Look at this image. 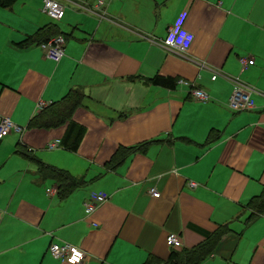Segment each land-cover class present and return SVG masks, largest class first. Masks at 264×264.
Instances as JSON below:
<instances>
[{
  "label": "crops",
  "instance_id": "0c3cea01",
  "mask_svg": "<svg viewBox=\"0 0 264 264\" xmlns=\"http://www.w3.org/2000/svg\"><path fill=\"white\" fill-rule=\"evenodd\" d=\"M57 1L58 21L44 0L0 5V115L23 128L0 139V264H68L53 243L83 250L82 264H173L174 252L219 232L200 264H264V213L249 220L248 205L264 191V0ZM180 28L194 35L186 53L164 46ZM55 36L65 39L59 62L40 48ZM235 82L250 110L228 107ZM73 89L84 94L73 120L86 132L77 151L50 150L68 126L28 125L40 103ZM41 165L80 185L62 196ZM93 193L108 199L88 215ZM171 234L181 248L167 245Z\"/></svg>",
  "mask_w": 264,
  "mask_h": 264
},
{
  "label": "built area",
  "instance_id": "2783aa9c",
  "mask_svg": "<svg viewBox=\"0 0 264 264\" xmlns=\"http://www.w3.org/2000/svg\"><path fill=\"white\" fill-rule=\"evenodd\" d=\"M42 12L53 20H62L65 16V7L57 0H44ZM194 42V35L185 28H180L168 38L164 40V46L166 48H173L181 53H186ZM40 48L45 53L46 57L59 62L65 55V39L63 36H55L46 42L40 44ZM243 67L253 65L254 61L247 59L239 60ZM216 76H213L215 79ZM250 91L238 84L234 83L233 90L228 100V107L234 112L247 111L252 108V101L250 99ZM194 96L200 100L207 101L208 95L203 90L196 89L193 92ZM47 105L40 103L38 109L41 111L45 109ZM17 132H23V128L15 125L10 118L0 115V139L6 135ZM60 140H55L48 144V149L53 150L60 147ZM51 193V190L49 191ZM151 193L155 197H159L160 194L151 190ZM108 199V196L104 193H93L85 202V209L88 215L94 213L97 208ZM2 219V212L0 211V221ZM167 245L170 248L178 249L182 247L181 239L178 235L171 234L167 238ZM50 253L52 257L68 264H82L85 260V252L80 248L71 245L69 243L58 244L53 243L50 246Z\"/></svg>",
  "mask_w": 264,
  "mask_h": 264
},
{
  "label": "trees",
  "instance_id": "16d2710c",
  "mask_svg": "<svg viewBox=\"0 0 264 264\" xmlns=\"http://www.w3.org/2000/svg\"><path fill=\"white\" fill-rule=\"evenodd\" d=\"M15 0H0V5L3 7H10ZM40 32H44L42 29ZM50 40L47 39V41ZM46 42V41H45ZM152 84L157 86H162L166 88H175L176 81L172 78H165L163 76H156L152 79ZM84 99V94L78 90H71L66 97L61 101L51 104L43 109L39 114H37L29 123V129H57L62 126L67 125V131L63 140L60 143L61 147H64L71 151H77L86 129L74 122L73 115L75 111L82 106ZM147 144V143H146ZM144 144V145H146ZM143 147V145H142ZM137 148H130L129 150H124L123 154L130 150H135ZM18 153L28 156L27 152L22 148L18 150ZM123 154H116L112 159L113 166L117 165L121 161V156ZM39 172L42 175H48L54 178L59 185L62 196H67L75 188L80 185V182L73 179L68 173L63 170H59L52 166L41 165ZM249 207L253 210L249 220L253 219L255 216L264 213V191L261 195L251 199L249 201ZM222 232L217 233L214 237L204 242L203 244L193 248L191 250H184L182 253H173L172 263L173 264H200L205 259H207L212 252L213 245L215 244V239L220 236Z\"/></svg>",
  "mask_w": 264,
  "mask_h": 264
}]
</instances>
